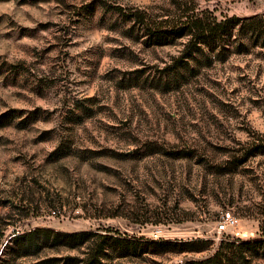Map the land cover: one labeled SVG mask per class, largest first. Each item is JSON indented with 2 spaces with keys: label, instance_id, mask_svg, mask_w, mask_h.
Here are the masks:
<instances>
[{
  "label": "rangeland",
  "instance_id": "obj_1",
  "mask_svg": "<svg viewBox=\"0 0 264 264\" xmlns=\"http://www.w3.org/2000/svg\"><path fill=\"white\" fill-rule=\"evenodd\" d=\"M203 10L264 0H0L3 264H264V16L214 53L150 37ZM225 211L236 226L218 233ZM42 229L89 236L1 255Z\"/></svg>",
  "mask_w": 264,
  "mask_h": 264
},
{
  "label": "trees",
  "instance_id": "obj_2",
  "mask_svg": "<svg viewBox=\"0 0 264 264\" xmlns=\"http://www.w3.org/2000/svg\"><path fill=\"white\" fill-rule=\"evenodd\" d=\"M184 15L185 14L181 15V17L178 19L180 21L181 18H185L181 22L182 24H184L182 28L178 27L173 32H168L167 30H156L154 33H151L150 37L158 41L167 37L178 38L185 37L187 35H194L195 43L210 47L209 52L214 53L215 49L217 48L216 45H220L221 43L226 42L235 36L234 31H240L242 33H244L243 31H250V34L253 35L255 33L254 35L256 37V31L262 28L258 20H261L259 18H262L264 16L263 14H256L246 18L231 16L224 17L223 19L218 20L217 17L208 10H203L198 13H192L190 15L187 14L186 16ZM136 19H138V21H140V23L143 25L142 28L144 27V30H151L150 27L152 26L145 21V18L143 16H133L132 20L135 21ZM262 23L264 25V22ZM173 29H175V27H173L172 25L171 30ZM263 32L264 30L259 33V35L263 34ZM213 45H215L216 47H213ZM88 236L89 234L87 232L63 234L43 229L32 230L28 232L14 231L11 234L10 238L7 240L1 255H4L6 252L4 249H8L11 250L13 254L15 253L19 257H26L32 254H36L40 249L44 247H51L60 243L69 247H77L85 243ZM105 238L106 242H110L109 244L111 245V248L113 246L118 250L120 256H127L129 254L128 249L130 243L127 240L112 238V236H106ZM153 243L156 245L160 242ZM133 246L136 254L143 253L149 247L148 243L142 242L134 243ZM44 263L46 262L38 261L31 264ZM0 264H3L2 256H0Z\"/></svg>",
  "mask_w": 264,
  "mask_h": 264
},
{
  "label": "built area",
  "instance_id": "obj_3",
  "mask_svg": "<svg viewBox=\"0 0 264 264\" xmlns=\"http://www.w3.org/2000/svg\"><path fill=\"white\" fill-rule=\"evenodd\" d=\"M236 222L237 220L229 211L222 212L220 220L216 224V231L218 233L232 232L236 226Z\"/></svg>",
  "mask_w": 264,
  "mask_h": 264
},
{
  "label": "water",
  "instance_id": "obj_4",
  "mask_svg": "<svg viewBox=\"0 0 264 264\" xmlns=\"http://www.w3.org/2000/svg\"><path fill=\"white\" fill-rule=\"evenodd\" d=\"M10 238V237H9Z\"/></svg>",
  "mask_w": 264,
  "mask_h": 264
}]
</instances>
